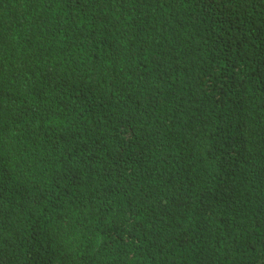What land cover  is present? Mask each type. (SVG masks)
<instances>
[{"label":"trees","instance_id":"1","mask_svg":"<svg viewBox=\"0 0 264 264\" xmlns=\"http://www.w3.org/2000/svg\"><path fill=\"white\" fill-rule=\"evenodd\" d=\"M88 238L264 264V0H0V264H98Z\"/></svg>","mask_w":264,"mask_h":264},{"label":"clouds","instance_id":"2","mask_svg":"<svg viewBox=\"0 0 264 264\" xmlns=\"http://www.w3.org/2000/svg\"><path fill=\"white\" fill-rule=\"evenodd\" d=\"M62 18H56V21H59ZM97 65L94 63V61L92 59H88L87 61H82L79 64L76 63H69V66H66L65 69L68 68L69 70V74H68V79L71 76V74H73V72L75 70H77V76L78 77L85 69L87 68H93L96 67ZM100 75H95L91 78V80L89 81L90 85L93 87L99 80H100ZM44 216H50L49 214H46ZM47 224L51 227V229H46L50 232H53L58 239L62 240V241H66L68 236L67 235H62L60 234L55 227L47 222ZM31 231L33 234H35L34 228L29 230ZM88 243H89V252H90V257L93 261H95L98 264H107V260L111 255V248L109 249H104V250H98L97 247L95 246L94 242L88 238ZM82 246L80 240L78 239L74 245L75 249H78Z\"/></svg>","mask_w":264,"mask_h":264}]
</instances>
